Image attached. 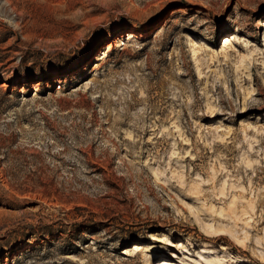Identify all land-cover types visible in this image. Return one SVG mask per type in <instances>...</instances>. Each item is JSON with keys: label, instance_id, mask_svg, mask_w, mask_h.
<instances>
[{"label": "rangeland", "instance_id": "374dc122", "mask_svg": "<svg viewBox=\"0 0 264 264\" xmlns=\"http://www.w3.org/2000/svg\"><path fill=\"white\" fill-rule=\"evenodd\" d=\"M162 257L264 264V0H0V264Z\"/></svg>", "mask_w": 264, "mask_h": 264}, {"label": "bare ground", "instance_id": "6f19581e", "mask_svg": "<svg viewBox=\"0 0 264 264\" xmlns=\"http://www.w3.org/2000/svg\"><path fill=\"white\" fill-rule=\"evenodd\" d=\"M188 40H189V43H190L191 40L189 38H188ZM152 173H153L152 175L154 176L153 177L154 181L155 182L159 181V177L157 175L158 172L157 171H153ZM194 210H196V209H194ZM195 213H194L195 218L198 220V223L201 225V227L205 230V232L208 235H210V236L219 235L218 236L219 238L226 239L227 236L225 234H228V236H230L232 239L237 240L238 242H241V240L238 239L237 233L234 231L233 227L225 226V225H221V224H219L216 227H214L213 224L207 223V222L203 221L202 219H198V216ZM223 235H225V236H223ZM180 246H182V244ZM137 248H139V246L135 244V249H137ZM202 248H203V250L207 249V247H205V246H202ZM222 249H225V247L223 246ZM219 261L220 260H218V259H214V260H209L208 262L212 263V264H217ZM153 264H173V262L171 260H169V259H166L165 257H162V258L157 259V261H155Z\"/></svg>", "mask_w": 264, "mask_h": 264}]
</instances>
